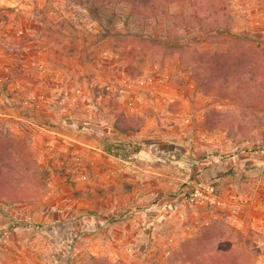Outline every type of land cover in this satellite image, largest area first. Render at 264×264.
<instances>
[{
	"label": "rangeland",
	"instance_id": "obj_1",
	"mask_svg": "<svg viewBox=\"0 0 264 264\" xmlns=\"http://www.w3.org/2000/svg\"><path fill=\"white\" fill-rule=\"evenodd\" d=\"M97 7L0 0V264H264V0Z\"/></svg>",
	"mask_w": 264,
	"mask_h": 264
},
{
	"label": "trees",
	"instance_id": "obj_2",
	"mask_svg": "<svg viewBox=\"0 0 264 264\" xmlns=\"http://www.w3.org/2000/svg\"><path fill=\"white\" fill-rule=\"evenodd\" d=\"M92 6H98L97 8L101 7L102 10L112 9L115 10V6H127L129 9L127 10L128 15H141L147 14L150 12V15L158 14L160 12H164L170 3L174 1H182V0H87ZM222 4H224V0H221ZM115 12V11H114ZM148 15V14H147ZM107 150L111 154H115L117 156H121L123 158H130L133 157L136 153L140 151V146L135 143H127V142H120V143H108ZM15 160H13L14 162ZM3 161L0 160V165L3 164ZM8 167L6 164L2 165ZM4 167V168H5ZM3 167H0V185H4V187L0 188V195L3 196H12L17 197L16 195L20 192L15 188L12 187L11 191L8 190L10 183L14 182L13 176L10 173H13L15 168L14 166L9 167L11 171H5ZM24 195V194H23Z\"/></svg>",
	"mask_w": 264,
	"mask_h": 264
}]
</instances>
